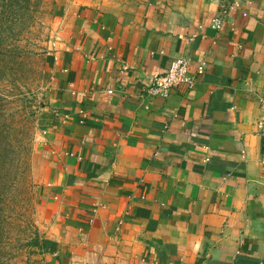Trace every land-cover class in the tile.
I'll return each instance as SVG.
<instances>
[{
    "label": "crops",
    "instance_id": "obj_1",
    "mask_svg": "<svg viewBox=\"0 0 264 264\" xmlns=\"http://www.w3.org/2000/svg\"><path fill=\"white\" fill-rule=\"evenodd\" d=\"M60 12L37 148L43 264H264V0ZM180 59L194 86L151 95Z\"/></svg>",
    "mask_w": 264,
    "mask_h": 264
},
{
    "label": "rangeland",
    "instance_id": "obj_2",
    "mask_svg": "<svg viewBox=\"0 0 264 264\" xmlns=\"http://www.w3.org/2000/svg\"><path fill=\"white\" fill-rule=\"evenodd\" d=\"M64 0H16L0 13V235L5 264H43L37 148L46 122L47 67ZM7 239L5 240V238Z\"/></svg>",
    "mask_w": 264,
    "mask_h": 264
},
{
    "label": "built area",
    "instance_id": "obj_3",
    "mask_svg": "<svg viewBox=\"0 0 264 264\" xmlns=\"http://www.w3.org/2000/svg\"><path fill=\"white\" fill-rule=\"evenodd\" d=\"M235 9V5L226 2L218 14L211 22V27L216 30H222L227 14ZM189 60L180 59L171 64L168 72L164 75H155L151 78V86L149 93L153 96L169 97L181 85H187L189 88L193 87L195 80L190 73ZM202 70V68L200 69ZM261 116L256 124L257 135L264 140V96L261 97Z\"/></svg>",
    "mask_w": 264,
    "mask_h": 264
},
{
    "label": "trees",
    "instance_id": "obj_4",
    "mask_svg": "<svg viewBox=\"0 0 264 264\" xmlns=\"http://www.w3.org/2000/svg\"><path fill=\"white\" fill-rule=\"evenodd\" d=\"M14 1L16 0H0V13L2 14L4 9L9 5L12 4ZM2 222V216H0V224ZM3 223V228H5V224L4 221ZM2 230L1 225H0V231ZM7 239V237L5 238V240ZM37 245L39 247V244L37 242ZM6 246L5 242H4V237L3 234L0 235V264H5V262L2 259V255H5V257H8L7 260L9 261V258L11 256V254L9 252H4V247Z\"/></svg>",
    "mask_w": 264,
    "mask_h": 264
}]
</instances>
